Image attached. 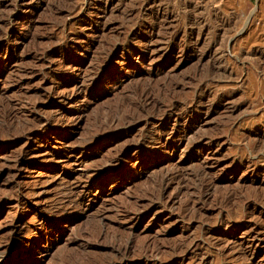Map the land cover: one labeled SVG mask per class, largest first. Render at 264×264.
Here are the masks:
<instances>
[{
    "label": "rangeland",
    "instance_id": "obj_1",
    "mask_svg": "<svg viewBox=\"0 0 264 264\" xmlns=\"http://www.w3.org/2000/svg\"><path fill=\"white\" fill-rule=\"evenodd\" d=\"M4 1L0 264H264V0Z\"/></svg>",
    "mask_w": 264,
    "mask_h": 264
},
{
    "label": "bare ground",
    "instance_id": "obj_2",
    "mask_svg": "<svg viewBox=\"0 0 264 264\" xmlns=\"http://www.w3.org/2000/svg\"><path fill=\"white\" fill-rule=\"evenodd\" d=\"M9 0H5L4 2H3V4L4 5H6L7 4V2H8ZM15 2V1H14ZM77 12V11H76ZM9 35V34H8ZM7 36V35H6ZM44 58V56H41V57H39V60H42ZM137 61V60H136ZM76 88L78 89L79 87H78V85L76 86ZM81 92V91H80ZM64 98H66L65 96H64ZM64 98H63V100H64ZM71 98H68L67 97V102L70 100ZM66 100V99H65ZM151 102V101H150ZM188 104V103H187ZM189 105V104H188ZM203 105V104H202ZM203 107V106H202ZM210 108V107H209ZM208 109V108H207ZM207 109H206V112H207ZM180 110V109H179ZM205 114H207V113H205ZM169 120V119H168ZM50 121V118H47V119H44V120H41L40 122L42 123L41 125H42V127H44L45 126V124H47L48 122ZM29 137H30V135H28ZM28 136H27V138H28ZM183 137H185L184 135H183ZM183 139V138H182ZM154 140V139H153ZM174 140V139H173ZM180 140V142H181V139H179ZM24 160H25V153L24 152H22L21 154H19V156H17L16 157V159H15V165L14 166H16V169L17 170H19L20 168H21V166H22V164H23V162H24ZM261 203V202H260ZM242 204V203H241ZM230 213V212H229ZM137 217L138 218H142L143 217V215L142 214H139V215H137ZM19 226H20V222L19 221H15L14 222V224H13V227H14V229L15 230H17L18 231V229H19ZM225 226H226V224H225ZM148 246V245H147ZM145 247V246H144ZM112 248H114L117 252L116 253H118L120 256H121V260H120V263L119 264H127L125 261H124V258H125V260H126V256L128 255V253L130 252V247L128 246V245H126L125 247H124V249H122V248H119V247H112ZM157 248V247H156ZM146 249V248H145ZM159 249V248H158ZM158 249H154V248H147L146 249V252H149L150 254H148V255H150V257H154L155 256V253H157L156 251H158ZM115 253V254H116ZM144 253V252H143ZM159 253V252H158ZM174 253V252H173ZM147 254V253H146ZM137 255V254H136ZM139 256V255H138ZM252 256L253 257H251V259H250V257L248 258V259H250L249 261H250V263L252 264V263H254L255 262V257H254V254L252 253ZM243 258V257H242ZM129 259V258H128ZM247 260V259H246Z\"/></svg>",
    "mask_w": 264,
    "mask_h": 264
}]
</instances>
